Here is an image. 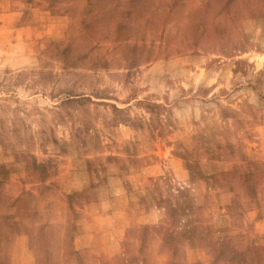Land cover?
Here are the masks:
<instances>
[{"label":"rangeland","instance_id":"1","mask_svg":"<svg viewBox=\"0 0 264 264\" xmlns=\"http://www.w3.org/2000/svg\"><path fill=\"white\" fill-rule=\"evenodd\" d=\"M0 264H264V0H0Z\"/></svg>","mask_w":264,"mask_h":264},{"label":"bare ground","instance_id":"2","mask_svg":"<svg viewBox=\"0 0 264 264\" xmlns=\"http://www.w3.org/2000/svg\"><path fill=\"white\" fill-rule=\"evenodd\" d=\"M263 56H260L259 58L262 59Z\"/></svg>","mask_w":264,"mask_h":264}]
</instances>
